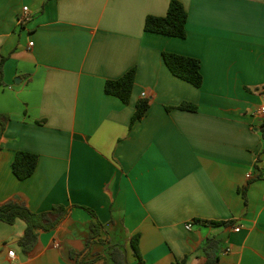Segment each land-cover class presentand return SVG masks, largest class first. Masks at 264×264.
<instances>
[{
    "label": "crops",
    "instance_id": "1",
    "mask_svg": "<svg viewBox=\"0 0 264 264\" xmlns=\"http://www.w3.org/2000/svg\"><path fill=\"white\" fill-rule=\"evenodd\" d=\"M180 1L183 38L144 29L169 0H0V204L69 207L29 251L24 220H0V264L113 263L102 240L139 264L136 233L141 264H202L210 236L219 264H264V0ZM163 51L199 59L201 86L174 75ZM131 67L124 103L104 83ZM142 97L149 107L132 122ZM19 150L38 155L23 179L11 169ZM93 221L102 228L87 246Z\"/></svg>",
    "mask_w": 264,
    "mask_h": 264
},
{
    "label": "trees",
    "instance_id": "2",
    "mask_svg": "<svg viewBox=\"0 0 264 264\" xmlns=\"http://www.w3.org/2000/svg\"><path fill=\"white\" fill-rule=\"evenodd\" d=\"M187 10L180 0H169L165 14H148L144 20V29L151 32L176 36L183 38L186 36ZM163 59L169 70L176 76L193 84L201 86L203 76L201 73L200 61L196 57L188 56L171 51L162 52ZM4 56H0V85L2 84V71ZM135 77V68L131 67L120 77L108 79L104 83V91L108 94L119 97L124 103H128ZM149 107V99L142 97L137 100L135 111L132 116V122L141 118ZM178 108L187 110H196L197 106L193 103L183 101L177 105ZM171 108V107H167ZM8 115L0 113V137L8 121ZM264 126V124H263ZM38 160L37 153L19 150L16 152L12 162L11 169L19 179L31 175L36 168ZM69 207L64 204H54L51 209L46 211H31L23 201L17 199L9 200L0 204V220L13 223L17 218L24 220L26 227L24 229L22 244L28 251L32 249L37 241L39 230H50L55 228L68 214ZM92 212V211H91ZM95 216V214L92 212ZM202 224H229L231 221H209L204 219H195ZM102 228L99 222L93 221L90 224V235L87 242L89 246L91 239ZM139 234L136 233L131 238V247L133 254L137 257L139 264L143 262L138 248ZM102 242L110 248V258L114 264H129L125 258V252L121 245L109 244V241ZM220 242L214 236L207 237L200 247V254L203 257L202 264H219ZM79 261L78 264H81ZM171 264H190L188 255L174 260Z\"/></svg>",
    "mask_w": 264,
    "mask_h": 264
},
{
    "label": "built area",
    "instance_id": "3",
    "mask_svg": "<svg viewBox=\"0 0 264 264\" xmlns=\"http://www.w3.org/2000/svg\"><path fill=\"white\" fill-rule=\"evenodd\" d=\"M31 15L29 12V8L27 5H23L21 12L18 14L17 20L19 23H24L26 21H28L30 19ZM32 44V42H30V45ZM264 114V106H261L256 112L255 115L256 117H258V119H262ZM193 225V221L189 220L185 223V228L190 229ZM239 225H237L236 227H234L235 230H239ZM59 243L56 241L55 245H58ZM9 257H13V251H9Z\"/></svg>",
    "mask_w": 264,
    "mask_h": 264
},
{
    "label": "rangeland",
    "instance_id": "4",
    "mask_svg": "<svg viewBox=\"0 0 264 264\" xmlns=\"http://www.w3.org/2000/svg\"><path fill=\"white\" fill-rule=\"evenodd\" d=\"M108 264H113V263L109 260V258H108Z\"/></svg>",
    "mask_w": 264,
    "mask_h": 264
}]
</instances>
